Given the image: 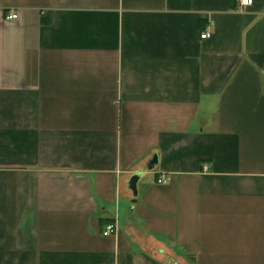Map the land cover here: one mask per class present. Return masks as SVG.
<instances>
[{
    "label": "crops",
    "instance_id": "1",
    "mask_svg": "<svg viewBox=\"0 0 264 264\" xmlns=\"http://www.w3.org/2000/svg\"><path fill=\"white\" fill-rule=\"evenodd\" d=\"M0 264H264V0H0Z\"/></svg>",
    "mask_w": 264,
    "mask_h": 264
},
{
    "label": "built area",
    "instance_id": "2",
    "mask_svg": "<svg viewBox=\"0 0 264 264\" xmlns=\"http://www.w3.org/2000/svg\"><path fill=\"white\" fill-rule=\"evenodd\" d=\"M239 4L241 7H248L250 5L253 4L254 0H238ZM7 18L9 20H15L18 18V14L17 13H11L7 16ZM201 38L202 39H206V38H209L211 36V32L209 30H205L203 33H201ZM208 167L205 166L204 169L206 170ZM159 183L161 184H165L168 182V179L165 178V177H161L159 180H158ZM117 231V227L115 224L113 223H108L106 225V227L104 228L103 230V234L104 235H111L113 233H115Z\"/></svg>",
    "mask_w": 264,
    "mask_h": 264
},
{
    "label": "water",
    "instance_id": "3",
    "mask_svg": "<svg viewBox=\"0 0 264 264\" xmlns=\"http://www.w3.org/2000/svg\"><path fill=\"white\" fill-rule=\"evenodd\" d=\"M157 162H158V156L157 155H154V157H153V159L151 161L150 168H152L153 165L156 164ZM140 177H141L140 174L133 175L132 178H131V180H130V183H129L130 189L132 190L134 197H137L138 196V187H137V184H138V181H139Z\"/></svg>",
    "mask_w": 264,
    "mask_h": 264
}]
</instances>
